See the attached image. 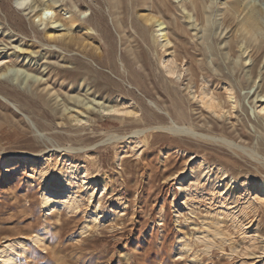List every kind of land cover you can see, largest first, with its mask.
<instances>
[{
	"label": "rangeland",
	"instance_id": "rangeland-1",
	"mask_svg": "<svg viewBox=\"0 0 264 264\" xmlns=\"http://www.w3.org/2000/svg\"><path fill=\"white\" fill-rule=\"evenodd\" d=\"M55 1L0 0V264H264V0Z\"/></svg>",
	"mask_w": 264,
	"mask_h": 264
},
{
	"label": "bare ground",
	"instance_id": "bare-ground-1",
	"mask_svg": "<svg viewBox=\"0 0 264 264\" xmlns=\"http://www.w3.org/2000/svg\"><path fill=\"white\" fill-rule=\"evenodd\" d=\"M27 1L28 0H15V4L17 6H19V7H22L24 5V9L23 10H25V11L28 10V13L32 12L34 17H38V21L40 22L39 25H42L43 23H45L42 31H39L38 29H35L34 32H36L37 34L41 33L42 36L45 39H48V40L49 39L56 40V39L60 38L61 36L65 35V33H60V31L62 29H60L59 27L64 26V24H63V22H61V20L59 18H55L53 21H50V24H51L50 26H48L47 23L44 22L45 19H50L51 18L49 15L51 13V10L54 8L52 3L55 0H52L51 3L45 1V2H43V3H41L40 5H37V6L27 5V4L25 5V3ZM38 6H40V7L38 9H36V7H38ZM252 13H253V11H252ZM143 19H144L145 22H150V21H152L155 18L153 16H150V15H145L143 17ZM69 20L71 22H73V18H70ZM156 22H157V26H160L159 30L163 31L164 28L161 27L163 22L159 21L158 19L156 20ZM258 22L259 21L256 19L255 15L254 14H250L249 16H247L245 18L244 22H241V26H244L243 30L245 31L246 34L256 35L257 32L260 30V27H261V26H259ZM252 32L254 34H252ZM161 33H162V37L167 39V34L165 32H161ZM79 45H81L79 36L71 35V36L68 37L67 42H64V46L65 47H70V48L73 47V46H78L79 47ZM15 48H18V50H23V46L21 44L16 45ZM61 193H62V197L65 198L66 194H67V191L65 189H63L61 191ZM54 205L58 206L59 204H57V202L55 203V202H51V201H47L46 204H45V206L47 208H51V206H54ZM0 252L3 253V252H5V250L4 251L1 250ZM3 255H4V253H3Z\"/></svg>",
	"mask_w": 264,
	"mask_h": 264
}]
</instances>
